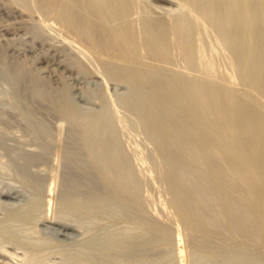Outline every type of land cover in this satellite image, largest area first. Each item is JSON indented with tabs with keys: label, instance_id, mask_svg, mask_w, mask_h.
<instances>
[{
	"label": "rangeland",
	"instance_id": "rangeland-1",
	"mask_svg": "<svg viewBox=\"0 0 264 264\" xmlns=\"http://www.w3.org/2000/svg\"><path fill=\"white\" fill-rule=\"evenodd\" d=\"M48 1L50 0H30V2L29 0L27 1L26 0H0V45L3 46V47L2 46L0 47L6 49L8 59H10L11 61L13 60L14 62L13 64V62L10 63L7 60L6 63H4V61L2 60V57L0 56L1 57L0 59L1 60L0 61V139H2L0 140V205L2 206V207L0 206V243H1L0 244V258H1L0 264H6L9 261L10 263H7V264H25L31 258L35 260L36 264H39L45 261H46L45 263L48 262V264L49 263L50 264L51 263L52 264H62V263L63 264H75V261H77L76 260V256H78L77 254H82V255H79L81 257H77V259L79 258L78 260L79 261L81 260L83 264H86L85 261L87 263L89 262L88 264H98V263L107 264L108 262L106 263L96 262L89 255L91 254L89 252L92 251L90 244L92 243V240L94 237L98 236L99 238L113 240L116 238H126V235H127V237L130 236L136 240V239H139L141 234L145 232H146V235L147 236L150 235V237L152 236V234L153 236L156 234L154 237L157 241L155 242L154 249L149 251L146 255L141 254V258H143L144 260L143 259L139 260L140 254H138V257L137 256L135 257L136 260H124V259L118 260L117 258H114L115 260L116 259L117 260L114 261V259H112L111 261H109L108 264H124V263L125 264L126 263L138 264L139 261H140L139 264L141 262L142 264H150V263L151 264H171V263L172 264H198V263L199 264H203V263L204 264H208V263L209 264H256L250 261L249 259L248 260L241 259L239 256L241 254L240 252H242L243 250L248 251L249 247L251 250H254V252L256 251L255 253L260 252V255H262L261 256L262 261L260 260V262H257V264H260V263L264 264V253H263L264 243L262 240H259L257 237H254L253 235L251 236V234H249L250 236H247L248 235L247 232H249L250 228L246 227V230L248 231L245 232L246 233L245 235L243 231L241 232L243 234L239 233V235H236L234 233V228L231 225H229V223L228 224L225 223L227 226L224 224H220L223 226L222 227L214 226L213 227L214 229L212 228L211 230H208L207 232V229L203 227L204 219L203 217L201 218V216L199 217V215L198 217H195L197 216L195 215L192 218L193 220L196 219L194 221L196 222V225H199L201 223L202 224L201 227L196 226L194 228L195 230L193 229L191 230L187 226L186 222L181 218L180 214L178 213L179 212L178 206L175 203L176 199L180 195L179 192H181V186L179 185L178 182H176V178L174 175L175 169H173L174 166L173 164H170L171 162L168 159L169 157L166 155L167 152L161 146L162 139L166 138L168 134H171L172 136L168 135L167 138H169L171 141L174 140L175 137L173 138V134H174L175 128L178 127L179 123H180L179 125H182V124L184 125V123L186 125H192V122L194 121L195 123L197 122L196 123L197 125L193 123L194 124L193 126H196V129H198V132L200 129L202 130V131L200 130L199 132L202 136L201 138L196 137L197 140L195 141L199 147L197 148V151L195 149V151L193 152L194 155L197 157V159L196 161L194 160V163L192 162V166H196L197 168L196 170V168L193 167V171L195 172L194 175L196 176L202 175L204 178L210 174L211 166L209 165L210 163H208L209 160L207 159L204 160L203 158L205 157L204 155L205 153H207L206 152L207 150L205 149L202 150L200 148L202 147L201 141L199 142L200 139L201 140L203 139L202 141L204 140L207 141L209 139L208 141H212L214 143L216 142V144L219 142L218 145L221 143L220 145L221 151L223 150V152H226V153L222 152L221 153L222 156L220 154L218 157L224 158L223 156L224 155L226 156V154L228 153L227 157H225L227 160L225 159V161H226V166L228 167L229 165L230 167L229 170L231 171V168L238 161V158L241 156L240 155L238 157L239 155L238 153H240V151L238 150L234 151V147L236 146L239 147L238 140L239 139L241 140V136H245V138L247 139L243 137L242 138L247 140L248 142L249 141L251 142L252 140L255 141L256 139L260 138V137L256 138L257 135H259V131L256 128H252L251 129L252 131L248 130L249 131L248 132L247 130L244 129L243 125L242 127L239 126V128L241 127V129L243 128L245 131H247V134L251 133L249 135H245L244 134L245 131L242 132L243 129L242 130L238 129L237 124L239 123L237 122H238V119H240L239 122L242 120L241 121V124H242V122L245 120L244 117L247 118L250 115L249 113H251L252 111H253L252 112L253 114L251 113V115H254V112L257 110H258L257 114L260 115L262 118L259 117L258 115L253 116L254 118L256 117V119H254V122L255 120L257 122L258 117L261 118L260 119L261 121L264 118L263 116L264 115V87H263L264 86L263 85L264 84V75H263L264 74V51H263L264 46H262L263 48L261 47L262 44L264 45V0H259V1L250 0V2L249 0L246 1L245 9L247 13L248 14H251L252 12L253 13L249 15V17L248 16L245 17V15H247V13L245 12L246 14L244 16L242 15L240 16L242 17V19L243 17H245V19L243 20L242 19L240 20V17H239V15L241 14L239 10L241 9L239 7L236 8L237 3L239 2H236L235 0H228V2H225L226 0H203V1L202 0H192L193 2L192 1L187 2L188 0H186V2H184L185 0H135V7L132 13L130 14L129 18L132 21L135 29H140V30H136L139 39H143V36L145 34L149 36L148 32H145L144 34L143 32L144 30H141L142 20H144L145 18H152V19L162 18L169 23V26H171L172 33L171 32L169 33L170 34L169 41L172 43L168 42L167 44L168 47L167 46L165 47L166 48L165 50H167L170 44V48H169L170 50L168 49L167 51L169 56L164 51L166 53L164 54V57L167 56L166 58L162 56L163 54H161V57L163 58H159L160 53H161V52L159 53V51L162 50L163 52L164 50L163 48L159 49L158 53H156L157 51H155V53L153 54V52H151L152 51L151 47L146 48L142 45L140 48V52H138L139 54H136L138 56L136 57L135 54L133 55V59L135 60L136 64L133 62L132 58H130L132 62L131 61H127V62L125 61L126 63L123 62V64L125 63L127 64V66L129 65L127 68H125L126 65L121 66L119 64L121 63V61H119L117 57H114L111 54L108 55L106 53L103 55H98V54H95V52L90 51V50L88 52V49L84 46L82 41H80V39L77 36H75L76 34L73 32V30L63 22L61 13L57 9V7L54 4H49ZM212 2L214 5L211 4ZM201 3L203 4V6L201 5ZM208 3H210L211 6L216 5V8L213 6L212 8H210ZM225 3L228 6L230 5V7H228ZM37 4L38 5L40 4V5L38 6ZM224 5L225 7H223ZM201 6L203 7V9ZM234 7L236 9H234ZM248 8H250L252 11H250V9ZM203 14L204 16H202ZM209 16H211L212 19ZM178 17L179 18L181 17L183 20L181 18H180L181 20H179ZM188 17L191 18L192 21L189 20ZM228 19L230 20L228 21ZM188 21H191V23ZM209 21L210 23H213L215 26L213 24L211 25ZM177 22H183L186 24V27L187 25L189 27L188 28L189 29L188 44L190 46V49L192 50L190 51L191 55H187V53H185L184 51L186 49L185 48L186 45L184 44H187V43L185 42L183 43V41L178 38V34L174 33V25ZM241 28L244 32L242 30H241L242 32L240 31ZM240 32H241V35H240ZM254 32L255 33L259 32L260 34H257V35L258 36L260 35V37L255 36L256 34ZM261 37L263 38L261 39ZM258 38L261 39L260 41L263 43H261L258 40ZM236 39H238L239 41ZM178 40H180V43H178L179 42ZM182 43L183 45H181ZM81 46L86 48L87 50L84 48L82 49ZM155 54L156 56L158 54L157 56L158 58H156ZM75 56L76 58H74ZM189 56L190 57L193 56V57L190 58ZM257 58H259L260 61L256 60ZM108 59H110L109 62L107 61ZM171 59H173V61ZM111 60L113 64L110 63ZM117 61L119 62L118 64H117ZM258 61L262 64V69L261 68L257 69L258 71H260L259 74H257L258 71H256V68L258 67L256 63L259 64ZM107 62L110 64H108ZM186 62L188 63L189 66H187ZM15 63H17V66H20L18 67L19 69H17L18 71L16 72L14 71ZM254 63L256 67H254ZM137 64H138V67L139 66L141 67V68H138L140 70H145V69L150 70L149 71L150 74L148 75V77L146 76V74L149 73L147 71L148 73L145 74L146 77L143 75L144 73H141V75H143L145 78L142 76L143 78H140L137 81H132V80L128 81V79H124L120 73L113 74V73H110L108 70L110 69L108 68V65L109 67L119 65L118 67L121 66V68H124V69L129 68L131 70V69L136 68L135 66ZM147 64H149V66ZM6 66L8 67L10 66L9 68L10 69L12 68L11 70H13L14 72L13 71L11 72L9 70L6 71L8 68ZM157 66H161V67H157ZM198 66L199 68L200 67L204 68V70L200 71L202 69L201 68L197 69ZM148 67L152 68L153 70L149 69ZM249 67L252 69H250ZM3 70H5L8 73H6ZM109 74L111 78L109 77ZM119 74L122 77H120ZM166 74H168V76H165ZM13 75H14V78L17 80H15L12 77ZM175 79H179L183 83L178 81L179 83L178 85L176 84L177 82L174 84L173 82L175 81ZM185 79H187L188 81ZM200 80L201 82H199ZM255 81L256 82L258 81L260 83L258 82L256 83ZM170 83H173L174 85ZM18 85H20L23 88L22 94L24 96L22 95L23 97L21 99H19L17 96V90H18V87H20ZM189 86L191 87V89H193V91L192 90L190 91ZM207 91L209 93H207ZM198 92H200V94ZM30 93L32 94L34 93L33 95H34L35 100L33 99V95ZM102 93L104 94L102 95ZM227 93L229 95H232L231 99L234 98L233 101L231 100V102H233L231 104L232 109L230 108L231 106H229L230 105L229 103L231 102L229 101L228 103V100L226 101L224 100L223 102L220 101L221 103L219 102V106L216 105L217 100L214 101L215 98L217 97H218V101L223 100L224 99L223 95H226ZM188 94L189 95L191 94V95L188 96ZM198 94L200 96L203 95L205 97L204 99L206 100L204 101L207 104H205L204 102H201L202 100L200 101L199 98H201L202 96L200 97ZM221 95L223 98L221 97ZM168 96H172L173 100L169 101L171 98H168ZM107 97H108V100H107ZM208 97H210L211 99L213 98V99L209 101L208 99L210 98ZM219 97H221L222 99H220ZM27 98H28L29 103L27 101ZM41 100L43 101V103H45L46 105L48 104V105L46 106V105H43V103H40L42 102ZM195 101L197 102V105ZM199 102L204 103V104L201 105V103ZM225 102L229 105L225 104ZM212 103H216V104H213V106L216 105L214 108H217V109L220 108V109L217 110V109L212 108L216 110V112L213 111L210 106L212 105ZM222 103H224V105ZM192 104L193 105L195 104L196 106H198V108L196 106H192ZM123 105L125 107H123ZM199 105L201 106L199 107ZM204 105L206 107H204ZM207 105L210 108H208ZM44 106H46V108ZM195 108L198 110H196ZM28 109L32 110V112L28 113ZM36 109H39V110H36ZM228 109L229 110L231 109V110L229 111ZM200 111H203V112L200 113ZM228 111L229 113L233 112L234 115H232V113L230 115ZM31 113L35 116H32ZM215 113H218L217 115L219 116V118L218 116L215 115ZM236 113L237 114L239 113V115H237L238 117L235 115ZM85 114L86 116H98V115L104 116V120L106 122L105 121H104L105 123L103 122L102 124L103 126H100L98 124L99 126L98 128L102 127L99 131L100 133H104L107 131V129L109 128L107 124H109V122L114 127L113 129L115 130V132L113 133L115 134V136L114 138L110 139L111 135H108L110 137V138L108 137V142L110 144H113L116 141V139L117 141L120 140L119 145L121 149V154L123 153L122 163L124 166L125 165L129 166L131 172H133V176L135 177V180L138 182L139 193L141 194V197L143 198V200H141L140 194H139V197H140V201H141L144 211L142 212L131 211L130 213L124 214V215L99 214V215H95L89 221L88 224L92 223L91 226L87 225V223L84 224L83 226L84 228L87 226L85 229L83 227H82L83 229L81 227L80 228L78 227L74 230V232L59 231L47 225L44 220L47 217H51V218L56 219L58 222H60L59 220L60 214L58 216V213L59 211L62 210L61 208H63L62 207L63 204H60L62 203L61 202L62 200L60 199H62V190H63L62 189L63 188L62 187V177L64 175V172L68 169L67 167H69L67 149L70 144V140L72 136L71 134H73L76 129V125L72 121L74 120V118H70V116L74 115V116H81V117L84 116L85 117ZM188 115H190V118H188L189 117ZM129 116L130 118H128ZM220 116H222V120L220 119L221 118ZM225 116H228V117H225ZM216 117H217V120H216ZM241 117L243 118L241 119ZM234 118L235 119L237 118L236 122ZM167 119H170V122H168ZM226 119L228 122L226 121ZM38 120L47 122L48 125L51 127V137L50 139H48V141L50 142L49 143L50 151L51 150L53 151V152L51 151L52 152L51 154L49 150L47 151V153H42L44 150L43 149L44 146L42 144H44L43 142L45 141L39 138L37 134H35L36 132H35L34 124ZM131 121L133 123H131ZM209 121L211 124L209 123ZM233 121L235 122L234 124L235 126L230 125L231 123L233 124ZM105 124L107 126H104ZM158 124L162 126H159ZM213 124L216 126H214ZM218 124L219 126H221L222 124H225L224 126H226L227 124L229 125L228 127L232 131L228 130V133L226 132L225 133L226 136H225L224 133H222L221 131L219 132V130H221L222 127H219ZM171 126H173V129ZM73 128H74V131H73ZM216 128H219V129H216ZM156 129L159 130L158 131L159 133L156 131ZM253 129H255V132L257 131L256 133L258 134L253 132ZM2 131L3 133H1ZM164 132L166 133L164 134ZM255 134H256V137L254 136ZM250 135H252V137ZM60 136L61 138H59ZM215 136L218 139H216ZM246 136H249L250 138ZM59 139L61 140V142H59ZM2 141H6V144L8 146L6 147V145L4 144L5 142L3 143ZM176 141L177 142H173V143L171 142V144H173L174 146L173 151L177 153H181L182 152L181 140L176 139ZM223 143L226 144L227 146H225ZM231 143L232 145L235 144L234 147H232V145H229ZM228 146L230 148H228ZM259 146L260 144L257 145V147ZM9 147L11 148V150ZM58 147H60V149ZM231 147L233 149L230 151H233L234 153H230L229 149H231ZM257 147L255 146L254 148L256 149ZM226 148L228 149L229 152L227 151ZM254 148L251 149L253 150L252 153L254 154L250 153L251 151L249 150H247L249 151V153L247 151L245 153L242 152V154L246 155L244 156L246 157L245 159L250 160L252 159L251 157L253 155L255 159L258 158V155L260 152L257 149L259 150L261 149L260 147L256 149V151H258V152L255 151L256 153H258L256 157ZM198 150L200 152H198ZM18 151L19 153H21L22 151L35 153L38 155V158L35 162H26L25 160H22L21 155H18L19 154ZM262 152H264L263 149H262ZM262 152L260 153V156L262 155L263 157ZM85 153L87 154V151L84 150V155L86 156ZM215 153L219 154V152H215ZM215 153L212 152L211 154L208 151L206 156L207 158H210V159L217 158V155ZM235 153H237L238 155L235 156L236 155ZM39 154H42V157H41L42 160L39 159ZM162 154L163 155L165 154L164 155L165 157H163ZM200 154L202 155L200 156ZM247 154H251L252 156L247 155ZM249 156H250V159H249ZM86 157H89L88 154ZM164 158L168 160H165ZM242 158L243 157H241V159ZM198 160H199V163L201 162V160L204 163L206 161L207 162L205 163V165L202 164L203 163L202 162L201 163L202 167H201L200 166L201 164L197 162ZM233 161L234 162L236 161V162L232 164ZM240 161H238L239 164H240ZM238 162L234 165V167L236 165L238 166ZM196 163L198 164L196 165ZM241 164H242V161H241ZM243 166L241 167L245 168ZM44 169L47 171H45ZM17 171L19 172L17 173ZM134 172H136L137 174H135ZM168 172L170 173L168 174ZM29 173L30 174L32 173V174L29 175ZM197 173H200V174H197ZM36 174L37 175L41 174L45 176V181L40 191L33 180V176ZM25 175L28 177H26ZM167 178H170V179H167ZM259 179L254 178V180L257 183V185L255 184L257 187L259 186V184H261L264 181L263 180L264 178L263 179L259 178ZM55 180L57 181V184ZM234 180L236 181V182L234 181L235 184L237 183L236 185H240V182H241L240 178H235ZM58 181L60 182V184ZM172 185H174V187H172ZM259 187L261 189V192L259 193L261 195L262 194L264 195V192H262L264 191V186L261 184ZM222 191L223 190H221L220 195ZM1 194H3L2 197H1ZM222 194L223 195H221V198L222 197L223 198L221 200L223 201V203L222 201L221 203L222 204L225 203L226 205H228L231 202L232 199L230 200V198L232 197L227 195L225 192ZM260 194L259 196L257 195L258 197L255 196L252 199L253 204L260 205V202L263 201L264 197L262 196L263 198L261 197L262 198L261 199ZM259 198L261 199V201L259 200ZM178 199H180V197ZM193 201L195 203V200ZM7 208L8 209L10 208V209L8 210ZM145 211L147 214L145 213ZM18 214H20L21 216ZM143 215L145 217H140ZM61 216L65 217L67 215H65V213H61ZM254 216H257V215H254ZM145 218H148V219H145ZM153 220L156 224L160 223L158 224L160 225V227L156 226ZM197 221L199 222V224L197 223ZM149 222L153 223L154 225L148 224ZM114 224L115 225L119 224V225L115 227ZM125 226L127 227V229L128 228L129 229L127 230L128 233L126 231L124 235V232H122V230L126 229ZM132 226L135 230H132L133 229ZM29 228H32V229H29ZM152 228L157 230L159 233L154 232L153 231L154 229L152 230ZM33 229L36 232H34ZM87 229H90V231H88ZM158 229L162 230L161 231L162 233H160ZM23 230H27L25 231L26 233ZM166 230L173 233V235L171 234L173 237L170 235V232L168 231H167L168 232L167 234V232H165ZM103 231L104 233H102ZM27 232H31L32 236H30L31 234L28 236L29 233L27 234ZM163 233L167 236L163 235ZM118 234L119 236H117ZM23 237L24 239H28L30 243L24 240ZM157 238L161 239L160 242ZM178 238L181 240H179ZM162 240L164 243L161 242ZM176 240H178V243H176ZM257 240H259L260 242L259 241L257 242ZM39 241H41L42 244ZM140 241H144L143 238H141ZM252 241H255L256 243ZM43 243L45 245H43ZM164 245L165 246L170 245L171 248L169 246L165 247ZM26 246L28 247V249ZM61 246H64V247H61ZM66 246L68 247L65 248ZM80 246L81 248H79V250H76V248ZM83 246H86V247L88 246V247L85 248ZM224 247L225 248L227 247L226 253L228 254L230 252L231 253V254L229 253L230 255L229 254L227 255L224 253H222L223 254L222 255V254L217 253L220 250V248L225 249ZM49 248L52 250H50ZM163 248L168 251H165V250L162 251ZM176 248L183 249V253L179 252L180 250L177 251ZM216 248L219 250H216ZM233 248H235L236 250H233ZM170 249L171 250L173 249L175 253V257H172V258L170 257V259L168 258L166 259L165 255L167 256L171 252ZM237 249L240 252L237 251ZM262 249H263V252H262ZM18 250H20L21 252H23V250H26V252L24 251L23 253H21ZM83 250H86L87 252ZM251 250H249L248 252L253 253ZM235 251L237 255L232 256V254H236ZM63 252L65 254L64 257L62 255ZM76 252H80V253L76 254ZM163 252L165 253V255ZM12 253L16 256H13ZM32 253H34V255ZM37 253L40 255H38ZM158 253L160 254L162 253V257L154 256ZM193 253H197V254L195 255ZM35 254H37L39 257H37V255ZM73 254H76V255L72 256ZM86 254H88L90 257H88ZM44 255H46L48 258L46 257L45 259ZM172 255L173 254H171V256ZM179 255L183 257V261L180 258H178ZM32 256H34V258ZM69 256H71L72 259ZM194 256H198V259H200V261L196 260L197 258ZM237 256L238 258H236ZM19 257L21 259L20 261H18ZM51 257H54V260H53L54 263L51 261V259H53ZM65 257L67 258L65 259ZM22 258H24L25 260L24 259L22 260ZM79 261H77L76 264ZM81 263H78V264H81Z\"/></svg>",
	"mask_w": 264,
	"mask_h": 264
},
{
	"label": "bare ground",
	"instance_id": "bare-ground-1",
	"mask_svg": "<svg viewBox=\"0 0 264 264\" xmlns=\"http://www.w3.org/2000/svg\"><path fill=\"white\" fill-rule=\"evenodd\" d=\"M27 1V0H26ZM189 1H192V0H188L187 2H189ZM203 1V0H202ZM236 2H239V3H237V6H236V8L237 7H239L241 10H239L240 12H241V14L240 13H238V14H240L239 15V17L242 15V16H244L246 13H247V11H246V9H245V2L246 1H248V0H235ZM234 1V2H235ZM259 1V0H258ZM29 2H30V0H29ZM49 2V4H54L56 7H57V9L59 10V12L61 13V17H62V19H63V22L66 24V25H68L72 30H73V32L76 34L75 36H77L79 39H80V41H82V43L84 44V46L88 49V52H89V50L90 51H93V52H95V54H98V55H103V54H111V55H113L114 57H117L118 59H119V61H121V63H119L118 61H117V64L119 63L121 66H124V65H126V67L125 68H127L128 66H127V64H125L127 61H131V59L130 58H132V60H133V62L135 63V60L133 59V55L135 54H139L138 52H140V48H141V46L143 45L144 47H146V48H152V51L151 52H153V54L155 53V51H157L156 53H158V51H159V49H164L163 50V52H162V50H160L159 51V53H160V57L159 58H163L164 57V54H166L167 53V51H168V49L170 48V44H169V48L167 49V50H165L166 48V46H167V44H168V42L169 43H172V42H170L169 41V33L171 32L172 33V30H171V26H169V23L166 21V20H164V19H160V18H156V19H152V18H145L144 20H142V25H141V30H144L143 32H144V34H145V32H148V35L149 36H147V34H143L144 36H143V39H139V37H138V34H137V32H136V30H140V29H135V27H134V25H133V23H132V21L130 20V18H129V16H130V14L132 13V11H133V9H134V7H135V0H50V1H48ZM184 2H186V0L184 1ZM193 2V1H192ZM201 2V1H200ZM223 2V1H222ZM225 2H228V0H226ZM249 2H250V0H249ZM254 2V1H253ZM248 3V2H247ZM48 4V3H47ZM184 4H186V3H184ZM211 4H213V2L211 3ZM226 4V3H225ZM231 4V3H230ZM38 5V4H37ZM40 5V4H39ZM38 5V6H39ZM201 5L203 6V4L201 3ZM208 5H209V7L210 8H212V6L214 5H210V3H208ZM227 5V4H226ZM249 5V4H248ZM251 5V4H250ZM254 5V4H253ZM256 5V4H255ZM31 6V5H30ZM196 6V5H195ZM201 6V7H202ZM222 6V5H221ZM228 6V5H227ZM41 7V6H40ZM186 7V6H185ZM208 7V6H207ZM206 7V8H207ZM213 7H215L216 8V5L215 6H213ZM223 7H225V5L223 6ZM228 7H230V5L228 6ZM48 8V7H47ZM49 8H51V7H49ZM214 8V9H215ZM235 7H234V9H236ZM198 9V8H197ZM202 9H203V7H202ZM220 9V8H219ZM229 9V8H228ZM233 9V10H234ZM248 9H250V8H248ZM247 9V10H248ZM254 9H255V7H254ZM257 9V8H256ZM209 10V9H208ZM230 10V9H229ZM215 11V10H214ZM235 11V10H234ZM250 11H252L251 9H250ZM249 11V12H250ZM210 12H211V10H210ZM213 12V11H212ZM229 12V11H228ZM246 12V13H245ZM182 13V12H181ZM216 13V12H215ZM253 13V12H252ZM251 13V14H252ZM257 13V12H256ZM260 13V12H259ZM251 14H248L247 13V15H245V17L246 16H248L249 17V15H251ZM22 15V14H21ZM188 15V14H187ZM186 15V16H187ZM227 15V14H226ZM229 15H230V13H229ZM20 16V15H19ZM183 16V15H182ZM185 16V15H184ZM189 16V15H188ZM202 16H204V14L202 15ZM13 17V16H12ZM190 17V16H189ZM188 17V18H189ZM206 17V16H205ZM210 18H211V16H209ZM245 17H243V19H245ZM179 18V17H178ZM181 18V17H180ZM179 18V20H181ZM184 18V17H183ZM187 18V19H188ZM208 18V17H207ZM209 18V19H210ZM229 18V17H228ZM251 18V17H250ZM258 18V17H257ZM21 19H22V17H21ZM59 19V18H58ZM212 19V18H211ZM242 19V17H240V20ZM242 19V20H243ZM247 19V18H246ZM183 20V19H182ZM189 20H191V18H189ZM225 20V19H224ZM230 19H228V21H229ZM255 20V19H254ZM260 20V19H259ZM29 21V20H28ZM192 21V20H191ZM191 21H188V22H190L191 23ZM245 21V20H244ZM236 22V21H235ZM238 22V21H237ZM61 23H62V21H61ZM111 24V25H109V24ZM193 23V22H192ZM209 23H210V21H209ZM234 23V22H233ZM240 23V22H239ZM238 23V24H239ZM26 24V23H25ZM138 24V23H137ZM211 25L213 24V23H210ZM227 24V23H226ZM229 24V23H228ZM241 24V23H240ZM214 25V24H213ZM235 25H237V24H235ZM242 25V24H241ZM192 26V25H191ZM215 26V25H214ZM222 26V25H221ZM226 26V25H225ZM228 26V25H227ZM234 26V25H233ZM244 26V25H243ZM189 27H188V25H187V27H186V24L185 23H183V22H177L175 25H174V33L175 34H178V38L180 39V40H182L183 41V43L185 42V43H187V44H184V45H186V49L184 50L185 51V53H187V55H191L190 53V51H192L191 49H190V46H189V44H188V38H189V29H188ZM217 28V27H216ZM225 28V27H224ZM224 28H223V30H224ZM227 29V28H226ZM245 29V28H244ZM222 30V31H223ZM229 30V29H228ZM242 30V28L240 29V31ZM191 31V30H190ZM199 31V30H198ZM243 31V30H242ZM241 31V32H242ZM139 32V31H138ZM142 32V33H143ZM241 32H240V35H241ZM244 32V31H243ZM252 33H253V31H252ZM251 33V34H252ZM255 33V32H254ZM174 34V35H175ZM229 34V33H228ZM256 35L255 36H257V37H260V35L258 36L257 34H260L259 32L257 33H255ZM232 35H234V34H232ZM235 35H237V34H235ZM262 35V34H261ZM220 36V35H219ZM144 37H145V39H144ZM73 38V37H72ZM175 38H176V36H175ZM228 38V37H227ZM263 37H261V39H262ZM74 39V38H73ZM198 39V38H197ZM242 39V38H241ZM261 39H259L258 38V40L260 41ZM177 40V39H176ZM180 40H178L179 42L178 43H180ZM236 40H238V39H236ZM75 41V40H74ZM234 41V40H233ZM239 41V40H238ZM261 42V41H260ZM81 43V44H82ZM183 43L181 44V45H183ZM237 43H239V42H237ZM258 43V42H257ZM261 43H263V42H261ZM4 45V44H3ZM188 45V46H187ZM242 45V44H241ZM0 46H2V45H0ZM76 46H77V44H76ZM78 46H80V45H78ZM246 46V45H245ZM262 46H264L263 44L261 45V47ZM3 47V46H2ZM82 47V46H81ZM168 47V46H167ZM235 47V46H234ZM248 47V46H247ZM256 47V46H255ZM1 48V47H0ZM84 47H82V49H83ZM86 48H84V49H86ZM236 48H237V46H236ZM246 48V47H245ZM263 48V47H262ZM86 49V50H87ZM176 49V48H175ZM184 49V48H183ZM242 49V48H241ZM247 49V48H246ZM264 49V48H263ZM1 50V52H0V56L2 57V60L4 61V63H6V61L8 60L10 63H12L13 62V60L11 61L10 59H8V56H7V53H6V49L5 48H1L0 49ZM81 50V49H80ZM85 50V51H86ZM149 50V49H148ZM170 50V49H169ZM235 50H237V49H235ZM150 51V50H149ZM166 53H165V52ZM176 51V50H175ZM200 51V50H199ZM264 51V50H263ZM87 52V51H86ZM85 52V53H86ZM93 52H91V53H93ZM148 52V51H147ZM150 52V53H151ZM239 52V51H238ZM141 54V53H140ZM161 54H163L162 56L163 57H161ZM179 54V53H178ZM197 54V53H196ZM199 54V53H198ZM263 54V53H262ZM167 55L169 56V54L167 53ZM95 56V55H94ZM107 56V55H106ZM138 55H136V57H137ZM155 56H156V54H155ZM157 56H158V54H157ZM156 56V58H158ZM194 56V55H193ZM192 56V57H193ZM1 57H0V59H1ZM83 57V56H82ZM87 57V56H86ZM108 57V56H107ZM167 57V56H166ZM166 57H164V58H166ZM190 57V56H189ZM192 57H190V58H192ZM205 57V56H204ZM244 57V56H243ZM74 58H76V56L74 57ZM195 58V57H194ZM252 58V57H251ZM254 58H256V57H254ZM79 59H81V58H79ZM95 59H96V57H95ZM103 59H105V58H103ZM116 59V58H115ZM114 59V60H115ZM130 59V60H129ZM183 59H185V58H183ZM196 59V58H195ZM77 60V59H76ZM109 60L110 59H108L107 61L109 62ZM113 60V61H114ZM136 60H138V59H136ZM172 61H173V59H171ZM175 60V59H174ZM180 60H181V58H180ZM185 60H187V59H185ZM256 60H259V58H257ZM255 60V61H256ZM1 61V60H0ZM81 61V60H80ZM126 61V62H125ZM196 61H198V60H196ZM260 61V60H259ZM258 61V62H259ZM79 62V61H78ZM82 62V61H81ZM84 62V61H83ZM107 62V63H108ZM123 62H125L124 64H123ZM132 62V61H131ZM140 62H142V61H140ZM181 62V61H180ZM257 62V61H256ZM75 63V62H74ZM103 63V62H102ZM110 63H112V60L110 61ZM110 63H108V64H110ZM160 63V62H159ZM210 63V62H209ZM13 64H14V62H13ZM77 64V63H76ZM79 64V63H78ZM82 64H84V63H82ZM94 64V63H93ZM113 64V63H112ZM136 64V63H135ZM144 64V63H143ZM177 64V63H176ZM186 64H187V66H189L188 65V63L186 62ZM257 65H258V67L256 68V71H258L257 69L259 68H261L262 69V64L259 62V64L258 63H256ZM261 64V65H260ZM75 65V64H74ZM80 65V64H79ZM133 65V64H132ZM148 66H149V64H147ZM81 66V65H80ZM83 66V65H82ZM87 66V65H86ZM119 66V65H118ZM118 66H111V67H109V65H108V68H110V69H108L109 70V72L110 73H113V74H118V73H120L122 76H123V78L124 79H128V81L129 80H132V81H137V80H139L140 78H143L144 76H145V74L146 73H148L150 70H140V69H138V68H141L140 66L138 67V64L135 66L136 68H134V69H129V71H128V69H124V68H121V66L120 67H118ZM131 66V65H130ZM143 66V65H142ZM145 66V65H144ZM261 66V67H260ZM6 67H8V66H6ZM10 67V66H9ZM8 67V68H9ZM18 67H20V66H17V63H15V65H14V71L16 72V71H18L17 69H19ZM107 67V66H106ZM157 67H161V66H157ZM210 67V66H209ZM254 67H256L255 66V63H254ZM4 68V67H3ZM7 68V70L6 71H13V70H11L10 68L8 69ZM89 68V67H88ZM149 68V67H148ZM172 68V67H171ZM201 68V67H200ZM199 68V66L197 67V69H200ZM246 68V67H245ZM250 68V67H249ZM81 69H83V68H81ZM95 69V68H94ZM136 69H138V70H136ZM149 69H152V68H149ZM196 69V68H195ZM202 70H200V71H203L204 70V68H201ZM250 69H252V68H250ZM107 70V69H106ZM153 70V69H152ZM3 71H5V70H3ZM5 71V72H6ZM13 71V72H14ZM140 71V72H139ZM148 71V72H147ZM156 71V70H155ZM177 71H178V69H177ZM249 71V70H248ZM255 71V72H256ZM107 72V71H106ZM158 72V71H157ZM206 72V71H205ZM255 72H254V74H255ZM259 72L260 71H258L257 72V74H259ZM6 73H8V72H6ZM10 73V72H9ZM141 73H144L143 75H141ZM151 73H152V71H151ZM195 73V72H194ZM207 73V72H206ZM108 74V73H107ZM119 74V75H120ZM150 74V72L148 73V74H146V76L148 77V75ZM162 74V73H161ZM164 74V73H163ZM175 74V73H174ZM201 74V73H200ZM213 74H215V73H213ZM218 74V73H217ZM235 74V73H234ZM256 74V75H257ZM118 75V76H119ZM120 75V77H122ZM176 75V74H175ZM251 75V74H250ZM264 75V74H263ZM16 76V75H15ZM108 76V75H107ZM143 76V77H142ZM145 76V77H146ZM165 76H168V74H166ZM196 76V75H195ZM198 76V75H197ZM13 78H14V75L12 76ZM11 77V78H12ZM109 77H110V74H109ZM144 77V78H145ZM156 77H158V76H156ZM209 77V76H208ZM248 77V76H247ZM252 77V76H251ZM255 77V76H254ZM12 78V79H13ZM27 78H29V77H27ZM111 78V77H110ZM151 78V77H150ZM195 78V77H194ZM259 78V77H258ZM15 79V78H14ZM20 79V78H19ZM108 79V78H107ZM113 79V78H112ZM153 79V78H152ZM193 79V78H192ZM203 79H205V78H203ZM15 80H17V79H15ZM150 80V79H149ZM183 80V79H182ZM185 80H187V79H185ZM13 81V80H12ZM168 81V80H167ZM178 81L179 82H182L181 80H179V79H175V81L173 82L174 84L176 83L177 85L179 84L178 83ZM188 81V80H187ZM191 81V80H190ZM189 81V82H190ZM204 81V80H203ZM21 82V81H20ZM199 82H201V80L199 81ZM253 82V81H252ZM256 82V81H255ZM258 82V81H257ZM256 82V83H257ZM15 83V82H14ZM18 83V82H17ZM27 83V82H26ZM160 83V82H159ZM173 83H170V84H173ZM183 83V82H182ZM186 83V82H185ZM184 83V84H185ZM188 83V82H187ZM196 83V82H195ZM258 83H260V82H258ZM16 84V83H15ZM161 84V83H160ZM173 84V85H174ZM200 84V83H199ZM206 84V83H205ZM20 85H21V83H20ZM20 85H18V86H20ZM140 85V84H139ZM168 85V84H167ZM215 85V84H214ZM264 85V84H263ZM16 86V85H15ZM24 86V85H23ZM192 86H193V84H192ZM218 86V85H217ZM258 86V85H257ZM185 87H187V86H185ZM190 87V86H189ZM202 87V86H201ZM264 87V86H263ZM189 89V88H188ZM263 89V88H262ZM16 90V89H15ZM22 90H23V88L20 86V87H18V90H17V96H18V98L19 99H21L24 95L22 94ZM25 90V89H24ZM170 90V89H169ZM193 91V89H191V87H190V91ZM203 90V89H202ZM201 90V91H202ZM30 91V90H29ZM28 91V92H29ZM28 92H27V94H28ZM31 92V91H30ZM175 92V91H174ZM188 92H189V90H188ZM195 92V91H194ZM213 92V91H212ZM261 92V91H260ZM199 94H200V92H198ZM207 93H209L208 91H207ZM219 93V92H218ZM30 94H32V93H30ZM34 94V93H33ZM32 94V95H33ZM48 94V93H47ZM104 93H102V95H103ZM198 94V95H199ZM203 94V93H202ZM224 94V93H223ZM23 95V96H22ZM182 95V94H181ZM185 95V94H184ZM187 95V94H186ZM191 95V94H190ZM189 94H188V96H190ZM195 95V94H194ZM204 95V94H203ZM203 95H199L201 98H199L200 99V101L201 102H204L205 103V101L204 100H206V99H204L205 97L203 96ZM206 95V94H205ZM213 95V94H212ZM36 96V95H35ZM49 96V95H48ZM107 96V95H106ZM196 96H197V94H196ZM198 96V97H199ZM214 96V95H213ZM212 96V97H213ZM217 96V95H216ZM220 96V95H219ZM30 97H31V95H30ZM184 97V96H183ZM197 97V98H198ZM221 97H222V95H221ZM221 97H219L220 99H222L223 97H224V99L223 100H219L218 101V97L217 98H215V100L214 101H216V103H212V105H210L211 106V109L212 108H214L216 105H218L219 106V102L221 101V102H223L224 100L226 101V100H228V103H229V101L231 102V100L233 101L234 100V98L233 99H231L232 98V95H229L228 93L226 94V95H223V97L221 98ZM254 97V96H253ZM38 98V97H37ZM36 98V99H37ZM149 98V97H148ZM168 98H171L169 101H171V100H173L172 98V96H168ZM193 98V97H192ZM207 98V97H206ZM208 98H210V97H208ZM236 98V97H235ZM33 99L35 100V98H34V95H33ZM166 99V98H165ZM183 99V98H182ZM189 99H191V98H189ZM189 99H188V101H189ZM196 99V98H195ZM213 99V98H212ZM211 98L210 99H208L209 101H211L212 100ZM30 100V99H29ZM107 100H108V97H107ZM193 100V99H192ZM238 100V99H237ZM27 101H28V98H27ZM39 101V100H38ZM42 101V100H41ZM49 101V100H48ZM163 101V100H162ZM183 101V100H182ZM186 101H187V99H186ZM197 101H199V100H197ZM31 102V101H30ZM122 102V101H121ZM147 102V101H146ZM161 102V101H160ZM166 102V101H165ZM193 102V101H192ZM196 102V101H195ZM201 102H199V103H201ZM213 102V101H212ZM220 102V103H221ZM17 103V102H16ZM26 103V102H25ZM28 103H29V101H28ZM40 103H43V101L42 102H40ZM144 103V102H143ZM142 103V104H143ZM167 103V102H166ZM171 103V102H170ZM183 103V102H182ZM204 103H201V105L202 104H204ZM233 102H231V103H229V104H227L226 102H225V104H227V105H229V106H231L230 108L232 109V104ZM13 104V103H12ZM146 104V103H145ZM151 104V103H150ZM162 104V103H161ZM205 104H207V103H205ZM213 104H216L215 106H213ZM223 105H224V103H222ZM43 105H46L45 103H43ZM48 105V104H47ZM46 105V106H47ZM58 105V104H57ZM167 105V104H166ZM187 105V104H186ZM191 105V104H190ZM196 105H197V102H196ZM195 104L193 105L192 104V106H196ZM201 105H199V107L201 106ZM236 105V104H235ZM16 106V105H15ZM30 106V105H29ZM35 106V105H34ZM33 106V107H34ZM46 106H44L45 108H46ZM213 106V107H212ZM217 106V107H218ZM32 107V106H31ZM36 107V106H35ZM43 107V106H42ZM123 107H125L124 105H123ZM187 107V106H186ZM197 108H198V106H196ZM204 107H206L205 105H204ZM207 107L208 108H210L208 105H207ZM223 107H225V106H223ZM222 107V108H223ZM44 108V109H45ZM182 108V107H181ZM184 108V107H183ZM188 108V107H187ZM190 108V107H189ZM194 108V107H193ZM245 108V107H244ZM67 109H69V108H67ZM156 109V108H155ZM174 109V108H173ZM196 109V108H195ZM200 109V108H199ZM210 109V110H211ZM214 109H217V108H214ZM214 109H212L213 111H215L216 112V110H214ZM218 109H220V108H218ZM217 109V110H218ZM230 109V110H231ZM2 110V109H1ZM36 110H39V109H36ZM110 110V109H109ZM157 110V109H156ZM187 110V109H186ZM196 110H198V109H196ZM201 110V109H200ZM225 110V109H224ZM229 110V109H228ZM229 110V111H230ZM256 110V109H255ZM49 111H51V110H49ZM138 111V110H137ZM149 111V110H148ZM158 111V110H157ZM161 111H162V109H161ZM164 111H166V110H164ZM163 111V112H164ZM188 111V110H187ZM190 111H191V109H190ZM220 111V110H219ZM227 111V110H226ZM229 111H228V113H229ZM241 111V110H240ZM239 111V112H240ZM258 111V110H257ZM257 111H255L254 112V115H251V113L253 112H251V113H249L248 115V117L247 118H245L244 116V121L242 122V124H241V121L239 122V120L240 119H238V122L237 123H239V124H237L238 125V129H240V130H242L241 129V127H242V125H243V127H244V129L245 130H249V131H252L251 129L252 128H256L258 131H259V135H261V136H259V135H257V137H256V134H258V133H256L255 132V129H253V132H255L256 134L254 135L256 138H258V137H260L259 139H256L255 141H247V140H245V139H247V138H245V136H241V140L239 139H237L238 141V146L239 147H234V145H232V143L231 144H229V145H232V147H234V151L235 150H238V151H240V153H235L236 155L235 156H237L238 155V157L241 159V157H243L242 159H241V161H242V164H241V161H240V159L238 158V161H240V164H241V166H243V164H244V166L243 167H245V168H242L241 166H240V164H239V162H238V166L236 165L235 167H234V165L237 163L236 161V163L233 161V163L232 164H234L233 165V167L231 168V171L229 170V165H228V167L226 166V161H225V157H227V154H226V156L224 155L223 157L224 158H221V157H218L222 152H223V150L221 151V148H220V145H221V143L218 145V143L216 144V142L214 143V142H212V141H208L207 139V141H202L201 139L199 140V142L201 141V146L202 147H200L202 150H207L206 152L208 153V151L212 154V152L213 153H215V152H219V154H217V153H215L216 155H217V158H213V159H210V158H207V156H206V154L207 153H205V157H203L204 158V160H209L208 161V163H210L209 165L211 166V172H210V174L207 176V177H204L203 178V176L202 175H200V176H196V175H194V171H193V167H195L196 168V166H192V162L194 163V160L196 161V159H197V157L194 155V151H195V149H196V151H197V148L199 147L198 146V144L196 143V141L195 140H197V138H201V134L199 133L200 132V130H199V132H198V129H196V126H193L194 124H196L195 123V121L194 122H192V125H186L185 123H184V125L182 124V125H179L178 124V127H176L175 128V131H174V134H173V138L175 137L176 139H179V140H181V147H182V152L181 153H177V152H174L173 150V144H171V142L173 143V142H177L176 141V139L174 138V140H170L169 138H167L168 137V135H171V134H168L167 135V137L166 138H164V139H162V141H161V146H162V148L167 152H165L166 153V155L169 157H167L168 159H169V161L171 162L170 164H173V166H174V168L173 169H175L174 171V175H175V178H176V182H178L179 183V185L181 186V192H179L180 193V195H179V197H180V199H178L177 197V199H176V201H175V203L177 204V206H178V213L180 214V216H181V218L186 222V224H187V226L192 230H195L194 228L196 227V226H200L201 227V223L199 224V222L197 221V223L199 224V225H196V222H194L195 220H193V216H195V215H197V216H195V217H198V215H199V217L201 216V218L203 217V219H204V225H203V227L204 228H206L207 229V232H208V230H211L214 226H217V227H222L223 225H220V224H224V225H226V224H228L229 223V225H231L233 228H234V233L236 234V235H239V233H241L242 231L244 232V235L246 234L245 232H247L248 230H246V227L247 228H250V230H249V232H247V236H250L249 234H251V236L253 235L254 237H257L259 240H262L263 241V243H264V240H263V238H264V195L262 194H260L259 192H261V189H260V185L262 184L263 186H264V184H263V182L261 183V184H259V186L257 187L256 185H257V183H256V181L254 180V178L256 179H259V178H264V152H262V149L264 150V118L262 119V121L260 120L262 117L260 116V115H258L257 114ZM30 112H32V110H29L28 109V113H30ZM41 112V111H40ZM122 112V111H121ZM153 112V111H152ZM159 112V111H158ZM189 112V111H188ZM203 111H200V113H202ZM207 112H208V110H207ZM211 112V111H210ZM34 113V112H33ZM39 113V112H38ZM65 113V112H64ZM138 113V112H137ZM136 113V114H137ZM162 113V112H161ZM169 113V112H168ZM190 113V112H189ZM212 113V112H211ZM221 113H222V111H221ZM231 113H232V115H234V113L233 112H230L229 114L231 115ZM242 113V112H241ZM244 113V112H243ZM255 113H256V115H255ZM261 113V112H260ZM156 114H158V113H156ZM155 114V115H156ZM192 114V113H191ZM190 114V115H191ZM218 113H215V115L216 116H218L217 115ZM225 114V113H224ZM223 114V115H224ZM246 114V113H245ZM253 114V113H252ZM31 115L32 116H35V115H33L32 113H31ZM76 115V114H75ZM141 115V114H140ZM161 115V114H160ZM190 115H188L189 117L188 118H190ZM203 115V114H202ZM207 115V114H206ZM221 115V114H220ZM236 116L237 115H239V113L237 114H235ZM247 115V114H246ZM259 116V117H261V118H259L258 117V119H257V122H256V120H255V122H254V119H256V117L254 118L253 116ZM194 116V115H193ZM208 116V115H207ZM206 116V117H207ZM235 116V117H236ZM242 116V115H241ZM264 116V115H263ZM61 117V116H60ZM127 117V116H126ZM139 117V116H138ZM171 117V116H170ZM197 117H199V116H197ZM202 117V116H201ZM221 118V120H222V116H220ZM225 117H228V116H225ZM231 117V116H230ZM238 117V116H237ZM243 117H241V119L243 118ZM68 118V117H67ZM70 118H74V120H72L74 123H75V125H76V129H75V131H74V128H73V131H74V133L73 134H71L72 136H71V140H70V144H69V147H68V149H67V154H68V161H69V167H67L68 169L64 172V175H63V177H62V199H60V200H62L61 202L62 203H60V204H63V208H61L60 210L61 211H59V213H58V216H59V214H60V216H59V220H60V222H58L56 219H54V218H51V217H47L44 221H45V223L47 224V225H49V226H51L53 229H55V230H59V231H66V232H69V231H71V232H74V230L76 229V228H82L83 226H84V224H86L87 223V225H90L91 226V224H88L89 223V221L95 216V215H99V214H104V215H115V214H121V215H124V214H128V213H130L131 211H139V212H142V211H144L143 210V207H142V204H141V201H140V197H141V194L139 193V185H138V182L135 180V177L133 176V172H131V170H130V168H129V166L127 165H123V163H122V158H123V153L121 154V149H120V145H119V143H120V140H118L117 141V139H116V141L113 143V144H110L109 142H108V135H111V138L110 139H112V138H114V136H115V134L113 133V132H115V130L113 129L114 127L112 126V124L109 122V124H107L108 126H109V128L107 129V131L106 132H104V133H100L99 131H100V129L102 128V127H100V128H98L99 126H98V124L100 125V126H103L102 124H103V122L105 121L104 120V116H101V115H98V116H86V114H85V117L83 116V117H81V116H70ZM111 118V117H110ZM128 118H130V116L128 117ZM127 118V119H128ZM164 118V117H163ZM203 118V117H202ZM205 118V117H204ZM214 118H215V116H214ZM218 118H219V116H218ZM137 119V118H136ZM154 119V118H153ZM177 119V118H176ZM192 119V118H191ZM207 119V118H206ZM205 119V120H206ZM210 119V118H209ZM235 119V118H234ZM179 120V119H178ZM195 120V119H194ZM216 120H217V117H216ZM231 120V119H230ZM236 120H237V118L235 119V122H236ZM118 121V120H117ZM132 121H133V119H132ZM131 121V123H133ZM140 121V120H139ZM167 121L168 122H170V119H167ZM172 121H173V119H172ZM193 121V120H192ZM220 121V120H219ZM218 121V122H219ZM226 121H227V119H226ZM225 121V122H226ZM35 122V121H34ZM60 122V121H59ZM106 122V121H105ZM104 122V123H105ZM166 122V121H165ZM204 122V121H203ZM217 122V123H218ZM222 122H224V121H222ZM228 122V121H227ZM235 122L233 121V124L231 123H229L230 125H233V126H235L234 124H235ZM3 123V122H2ZM73 123V124H74ZM173 123H175V122H173ZM191 123V122H190ZM189 123V124H190ZM194 123V124H193ZM206 123V122H205ZM209 123H210V121H209ZM221 123V122H220ZM146 124V123H145ZM162 124V123H161ZM207 124V123H206ZM205 124V125H206ZM211 124V123H210ZM241 124V125H240ZM35 125V134H37V136L39 137V138H41V139H43L45 142H43V141H41V142H43L44 144H42L44 147H43V152L42 153H47V151L49 150L50 151V146H49V141H48V139H50V137H51V127L48 125V123L47 122H44V121H36V123L34 124ZM106 124L104 125V126H107ZM116 125V124H115ZM159 126H162V125H160V124H158ZM197 125V124H196ZM208 125V124H207ZM214 125V124H213ZM225 124H222L221 126H219V124H218V126L219 127H222L221 128V130H219V132L221 131L222 133H224V135L226 136V132L228 133V130L229 131H232V130H230V128L228 127L229 125H227L226 124V126H224ZM237 125H236V127H237ZM65 126V125H64ZM163 126H165V125H163ZM170 126V125H169ZM174 126H176V125H174ZM204 126V125H203ZM214 126H216V125H214ZM217 126V127H218ZM239 126H241L240 128H239ZM69 127V126H68ZM117 127V126H116ZM172 127V129H173V126H171ZM170 127V128H171ZM198 127V126H197ZM208 127H210V126H208ZM2 128V127H1ZM70 128V127H69ZM29 129V128H28ZM61 129V128H60ZM106 129V128H105ZM104 129V130H105ZM169 129V128H168ZM216 129H219V128H216ZM232 129V128H231ZM242 130V132L243 131H245V130ZM5 130H7V129H5ZM56 130V129H55ZM59 130V129H58ZM62 130V129H61ZM68 130V129H67ZM209 130V129H208ZM156 131L158 132L159 130H157L156 129ZM161 131V130H160ZM173 131V130H172ZM202 131V130H201ZM204 131V130H203ZM210 131V130H209ZM217 131V130H216ZM247 131H245L244 132V134L245 135H249V134H251V133H248L247 134ZM248 131V132H249ZM5 132V131H4ZM7 132V131H6ZM32 132V131H31ZM62 132V131H61ZM153 132V131H152ZM155 132V131H154ZM170 132V131H169ZM212 132V131H211ZM240 132V131H239ZM1 133H3V131L1 132ZM159 133V132H158ZM166 132H164V134H165ZM172 133V132H171ZM229 133H231V132H229ZM241 133V132H240ZM52 134H53V132H52ZM162 134V133H161ZM204 134H206V133H204ZM218 134V133H217ZM242 134V133H241ZM9 135V134H8ZM64 135V134H63ZM243 135V134H242ZM52 136H54V135H52ZM113 136V137H112ZM161 136V135H160ZM163 136V135H162ZM172 136V135H171ZM210 136H212V135H210ZM251 137H252V135H250ZM254 136H253V138H254ZM55 137H56V135H55ZM144 137V136H143ZM165 137V136H164ZM197 137V138H196ZM216 137V136H215ZM245 138V139H243V138ZM246 137H248V138H250L249 136H246ZM3 138V137H2ZM54 138V137H53ZM59 138H61V136L59 137ZM219 138H220V136H219ZM239 138H240V136H239ZM57 139V138H56ZM155 139H157V138H155ZM216 139H218L217 137H216ZM225 139V138H224ZM0 140H2V139H0ZM5 140V139H4ZM30 140V139H29ZM33 140V139H32ZM35 140V139H34ZM38 140V139H37ZM51 140H52V138H51ZM212 140V139H211ZM249 140H251V139H249ZM7 141V140H6ZM6 141H2L5 145H6V147L8 146L7 144H6ZM36 141V140H35ZM59 142H61V140L59 139ZM9 144V143H8ZM175 144V143H174ZM224 144V143H223ZM258 144H260V149L261 150H259V149H257V148H259V147H257V145ZM41 145V146H42ZM64 145V144H63ZM156 145V144H155ZM158 145H160V144H158ZM225 146H227L226 144H224ZM263 146V148H262V146ZM60 146V145H59ZM62 146V145H61ZM65 146V145H64ZM257 147L256 149L261 153H263V157H262V155L260 156V153H259V155H258V158L257 159H255L254 158V155L252 156L251 154H247V155H251L252 157V159H250V156H249V159L250 160H247V159H245L246 157H244V156H246V155H244V154H242V152H246L247 150H249V151H251L250 153H252V151L253 150H251V149H253L254 147ZM12 147V146H11ZM19 147V146H18ZM231 147V149H229V151L230 150H232L233 148ZM10 148V147H9ZM13 148V147H12ZM16 148H17V146H16ZM59 149H60V147H58ZM130 148V147H129ZM228 148H230L229 146H228ZM235 148H237V149H235ZM153 149V148H152ZM179 149V148H178ZM227 149V148H226ZM240 149V150H239ZM255 149V148H254ZM256 149L254 150V152L256 151ZM10 150H11V148H10ZM21 150V149H20ZM19 150V151H20ZM84 150L85 151H87V154H88V156L89 157H86L87 156V154H86V156L84 155ZM15 151V150H14ZM19 151H18V153H19ZM40 151V150H39ZM38 151V152H39ZM52 151V150H51ZM50 151V154L53 152H51ZM227 151H228V149H227ZM228 151V152H229ZM249 151H247L248 153H249ZM258 151H256V152H258ZM12 152V151H11ZM133 152V151H132ZM157 152V151H156ZM161 152V151H160ZM198 152H200L199 150H198ZM198 152H196V153H198ZM202 152V151H201ZM237 152V151H236ZM255 152V155H256V157H257V154L258 153H256ZM14 153V152H13ZM49 153V152H48ZM164 153V152H163ZM204 153V152H203ZM223 153H226V152H223ZM230 153H234L233 151H230ZM252 154H254V153H252ZM18 155H21V157H22V160H25L26 162H35L36 160H37V158H38V155L37 154H35V153H30V152H21V153H19ZM44 155V154H43ZM47 155V154H46ZM45 155V156H46ZM133 155V154H132ZM163 155V154H162ZM165 155V154H164ZM163 155V157H165ZM198 155V154H197ZM202 154H200V156H201ZM243 155V156H242ZM54 156V155H53ZM199 156V155H198ZM215 156V155H214ZM221 156H222V154H221ZM14 157H16V156H14ZM42 154H39V159H41L42 160ZM129 157V156H128ZM153 157H154V155H153ZM159 157V156H158ZM201 157V158H202ZM208 157H210V156H208ZM260 157H262V158H260ZM199 158V157H198ZM202 158V159H203ZM219 158V159H218ZM235 158V157H234ZM165 160H168V159H166V158H164ZM237 159V158H236ZM235 159V160H236ZM263 159V160H262ZM159 160H161V159H159ZM227 160V159H226ZM168 161V162H169ZM52 162V161H51ZM198 163H199V160L197 161ZM203 161L201 160V162L199 163V164H201ZM207 162V161H206ZM205 162V163H206ZM198 163H196V165L198 164ZM205 163L203 162L202 164H204L205 165ZM229 163H231V162H229ZM14 164H16V163H14ZM40 164H41V162H40ZM43 164V163H42ZM50 164V163H49ZM52 164V163H51ZM202 164L200 165L201 167H202ZM228 164V163H227ZM28 165V164H27ZM26 165V166H27ZM194 165V164H193ZM203 165V166H204ZM231 165V164H230ZM33 166V165H32ZM35 166V165H34ZM63 166H64V164H63ZM66 166V165H65ZM232 166V165H231ZM23 167V166H22ZM41 168H43V167H41ZM40 168V169H41ZM46 169V168H45ZM44 169V170H45ZM156 169V168H155ZM167 169V168H166ZM43 170V169H42ZM41 170V171H42ZM50 170H52V169H50ZM157 170V169H156ZM195 170V169H194ZM196 170H197V168H196ZM20 171V170H19ZM19 171H17V173L19 172ZM30 171V170H29ZM45 171H47V170H45ZM230 171V172H229ZM60 172V171H59ZM201 172H202V170H201ZM28 173V172H27ZM27 173H26V175H27ZM135 174H137L136 172H134ZM143 173H144V171H143ZM170 172H168V174H169ZM32 174V173H31ZM30 173H29V175H31ZM51 174H52V172H51ZM197 174H200V173H197ZM25 175V176H26ZM144 175V174H143ZM146 175V174H145ZM24 176V175H23ZM55 176H56V174H55ZM54 176V177H55ZM137 176V175H136ZM139 176V175H138ZM205 176V175H204ZM21 177V176H20ZM26 177H28V176H26ZM25 177V178H26ZM31 177V176H30ZM166 177V176H165ZM47 178H48V176H47ZM56 178V177H55ZM235 178H240V180H241V182H240V185H236L235 184ZM149 179V178H148ZM167 179H170V178H167ZM32 180V179H31ZM31 180H30V182H31ZM33 180H34V182H35V184L37 185V187L39 188V191L42 189V187H43V183H44V181H45V176L44 175H41V174H39V175H34L33 176ZM32 180V181H33ZM159 180V179H158ZM260 180V179H259ZM264 180V179H263ZM56 181V180H55ZM54 181V182H55ZM60 181V180H59ZM58 181V182H59ZM151 181V180H150ZM168 181H170V180H168ZM235 181V182H234ZM261 181V180H260ZM255 182V183H254ZM259 182V181H258ZM23 183V182H22ZM26 183V182H25ZM48 183V182H47ZM153 183V182H152ZM173 183H175V182H173ZM242 183V184H241ZM34 184V183H33ZM56 184H57V181H56ZM59 184H60V182H59ZM148 184V183H147ZM151 184V183H150ZM167 184V183H166ZM256 184V185H255ZM142 185V184H141ZM149 185V184H148ZM168 185V184H167ZM35 186V185H34ZM171 186V185H170ZM167 187V186H166ZM172 187H174V185H172ZM170 188V187H169ZM29 189H31V188H29ZM168 189V188H167ZM173 190V189H172ZM221 190H223L222 191V193H226L227 195H229V196H231L232 198H230V200H231V202L228 204V205H226L225 203L224 204H222L223 203V201L221 200L222 198H221V195H223L222 193H221V195H220V192H221ZM141 191H143V190H141ZM168 191V190H167ZM262 192H264V191H262ZM175 193V192H174ZM258 193V194H257ZM4 194V193H3ZM3 194H1V197H2V195ZM139 194H140V197H139ZM259 196V194H260V198L262 197L263 198V201L262 202H260V205H255V204H253V202H252V199L256 196V197H258L257 195ZM8 196V195H7ZM143 196V195H142ZM171 196V195H170ZM178 196V195H177ZM259 198V200L261 201V199ZM35 199V198H34ZM174 199V200H175ZM33 200V199H32ZM141 200H143V198L141 197ZM193 200H195V203H194V201ZM152 201V200H151ZM168 201V200H167ZM221 201H222V203H221ZM225 201V200H224ZM257 202V201H256ZM255 202V203H256ZM142 203H144V202H142ZM146 204V203H145ZM4 205H5V203H4ZM8 205V204H7ZM25 205V204H24ZM57 205H59V204H57ZM153 205V204H152ZM156 205V204H155ZM1 206V205H0ZM2 207V206H1ZM13 207V206H12ZM45 207V206H44ZM158 207V206H157ZM8 209V208H7ZM10 209V208H9ZM8 209V210H9ZM13 209V208H12ZM17 209V208H16ZM29 209V208H28ZM36 209V208H35ZM155 209V208H154ZM158 209V208H157ZM161 209V208H160ZM27 210V209H26ZM12 211V210H11ZM163 211V210H162ZM10 212V211H9ZM40 212V211H39ZM37 213V212H36ZM56 213V212H55ZM61 213H65V215H67V216H65V217H62L61 216ZM145 213H146V211H145ZM171 213V212H170ZM26 214H27V212H26ZM132 214H134V213H132ZM147 214V213H146ZM145 214V215H146ZM178 214V215H179ZM18 215H20V214H18ZM17 215V216H18ZM42 215V214H41ZM40 215V216H41ZM47 215V214H46ZM254 215H257V216H254ZM260 215V216H259ZM21 216V215H20ZM54 216V215H53ZM56 216H57V214H56ZM101 216H103V215H101ZM148 216V215H147ZM262 216V217H261ZM13 217H15V216H13ZM140 217H145L144 215L143 216H140ZM262 219H261V218ZM44 218V217H43ZM14 219V218H13ZM145 219H148V218H145ZM144 219V220H145ZM202 219V220H203ZM16 220V219H15ZM143 220V219H142ZM39 221V220H38ZM24 222V221H23ZM144 222V221H143ZM153 222H154V220H153ZM168 222V221H167ZM38 223V222H37ZM158 223V222H157ZM226 223V224H225ZM27 224V223H26ZM109 224V223H108ZM123 224H125V223H123ZM134 224H135V222H134ZM137 224V223H136ZM148 224H152V225H154V224H156L155 222H154V224L153 223H148ZM158 224H160V223H158ZM158 224H156V226H159L160 227V225H158ZM218 224H219V226H218ZM30 225V224H29ZM115 225V224H114ZM117 225H119V224H116L115 225V227L117 226ZM126 225H128V224H126ZM131 225V224H130ZM145 225V224H144ZM173 225V224H172ZM228 225V226H229ZM28 226V225H27ZM146 226H147V224H146ZM227 226V225H226ZM225 226V227H226ZM24 227H26V226H24ZM87 227V226H86ZM85 227V228H86ZM114 227V228H115ZM120 227V226H119ZM126 227V226H125ZM124 227V228H125ZM139 227H141V226H139ZM162 227V226H161ZM202 227V228H203ZM10 228V227H9ZM18 228V227H17ZM39 228V227H38ZM84 228V227H83ZM82 228V229H83ZM84 228V229H85ZM132 228H133V226H132ZM7 229V228H6ZM22 229H23V227H22ZM29 229H32V228H29ZM29 229H28V231H29ZM129 229V228H128ZM127 229V227H126V229H123L122 230V232H124V235H125V232L128 230ZM154 228H152V230H153ZM197 229H199V228H197ZM205 229V230H206ZM214 229V228H213ZM245 231H244V230ZM14 230V229H13ZM19 230V229H18ZM88 231H90V229H87ZM101 230V229H100ZM99 230V231H100ZM116 230V229H115ZM119 230V229H118ZM121 230V229H120ZM125 230V231H124ZM132 230H135L134 228L132 229ZM159 230V229H158ZM201 230H203V229H201ZM24 232L25 231H27V230H23ZM33 231H34V229H33ZM92 231V230H91ZM98 231V232H99ZM154 232H158L157 230H153ZM160 231V233H162L161 231L162 230H159ZM168 230H166L165 232H167ZM34 232H36V231H34ZM114 232V231H113ZM120 232V231H119ZM168 232H170V231H168ZM168 232H167V234H168ZM26 233V232H25ZM29 233V234H28ZM100 233V232H99ZM102 233H104V231L102 232ZM117 233H118V231H117ZM121 233V232H120ZM127 233H128V231H127ZM159 233V232H158ZM27 234H28V236L31 234V232H27ZM36 234H38V233H36ZM123 234V233H122ZM121 234V235H122ZM131 234V233H130ZM138 234V233H137ZM173 235V233H171L170 232V235ZM178 234H180V233H178ZM241 234H243V233H241ZM240 234V235H241ZM113 235H115V234H113ZM156 235V234H155ZM154 235V236H155ZM163 235H165L164 233H163ZM171 235V236H172ZM30 236H32V234L30 235ZM33 236H34V234H33ZM39 236V235H38ZM94 236V235H93ZM96 236V235H95ZM117 236H119V234L117 235ZM123 236V235H122ZM152 236H153V234H152ZM152 236L150 237V235L149 236H147L146 235V232L145 233H143V234H141V236L139 237V239H133L132 237H127V235H126V238H116V239H113V237H112V239L113 240H108V239H104V238H99L98 236L97 237H94L93 238V240H92V243L90 244V246H91V248H92V251L91 252H89V253H91V254H89L90 256H91V258L94 260V261H96V262H100V263H106V262H108L109 263V261H111L112 259H114V258H117L118 260H136L135 259V257L137 256L138 257V254H140V259L139 260H141V259H143V258H141V254H147L149 251H151L152 249H154L155 248V242L157 241L156 239H155V237L153 236V238H152ZM165 236H167V235H165ZM20 237V236H19ZM91 237V236H90ZM115 237V236H114ZM173 237V236H172ZM177 237V236H176ZM10 238H12V237H10ZM21 238V237H20ZM46 238V237H45ZM141 238H143V240L144 241H140V239ZM2 239V238H1ZM18 239V238H17ZM23 239H24V237H23ZM32 239V238H31ZM37 239H39V238H37ZM37 239H35V240H37ZM92 239V238H91ZM158 240H159V242H160V240L161 239H159V238H157ZM179 239V238H178ZM252 239V238H251ZM255 239V238H254ZM253 239V240H254ZM6 240V239H5ZM24 240H26V241H28V239H24ZM179 240H181V239H179ZM259 240H257V242L259 241ZM43 241V240H42ZM44 241H45V239H44ZM43 241V242H44ZM49 241V240H48ZM51 241V240H50ZM183 241V240H182ZM251 241V240H250ZM256 241V240H255ZM255 241H252V242H255ZM5 242V241H4ZM29 242V241H28ZM40 243H41V241H39ZM47 242V241H46ZM84 242V241H83ZM82 242V243H83ZM161 242H163V240L161 241ZM260 242V241H259ZM30 243V242H29ZM81 243V242H80ZM164 243V242H163ZM176 243H178V240H176ZM256 243V242H255ZM1 244V243H0ZM42 244V243H41ZM86 244H88V243H86ZM253 244V243H252ZM6 245H7V243H6ZM23 245V244H22ZM43 245H45L44 243H43ZM82 245V244H81ZM140 245V246H139ZM171 245V244H170ZM170 245H164L165 247H170ZM56 246V245H55ZM72 246V245H71ZM3 247V246H2ZM27 247V246H26ZM61 247H64V246H61ZM60 247V248H61ZM68 246H66L65 248H67ZM83 247H85V248H87L86 246H83ZM173 247V246H172ZM179 247V246H178ZM182 247V246H181ZM241 247V246H240ZM246 247V246H245ZM259 247V246H258ZM70 248V247H69ZM75 248V247H74ZM79 248H81V246L80 247H77L76 248V250H79ZM90 248V247H89ZM171 248V247H170ZM225 248V247H224ZM227 248V247H226ZM226 248L225 249H221L220 248V250L219 249H217L216 248V250H219L217 253L218 254H222V253H224V254H227L226 252ZM242 248V247H241ZM248 248V247H247ZM262 248V247H261ZM27 249H28V247H27ZM26 249V250H27ZM50 249V248H49ZM73 249V248H72ZM240 249V248H239ZM249 250H251L250 249V247L248 248ZM253 249V248H252ZM256 249V248H255ZM264 249V248H263ZM263 249H262V252H263ZM2 250V249H1ZM21 250V249H20ZM20 250H18V251H20ZM26 250H23V252L25 251L26 252ZM50 250H52V249H50ZM57 250V249H56ZM61 250V249H60ZM71 250V249H70ZM87 250V249H86ZM86 250H83V251H86ZM163 250H165L164 248L162 249V251ZM171 250V249H170ZM174 250H175V248H174ZM176 250L178 251V250H180L179 252H181V253H183V249H177L176 248ZM210 250H212V249H210ZM231 250V249H230ZM233 250H236L235 248H233ZM248 250V251H249ZM258 250H260V249H258ZM258 250H257V252H258ZM62 251V250H61ZM72 251V250H71ZM155 251V250H154ZM165 251H168V250H165ZM237 251H239L238 249H237ZM248 251H245V250H243L242 252H240L241 254L239 255V253H238V255L240 256V258L241 259H249L250 261H252V262H254V263H256L257 264V262H260V260H261V256L262 255H260V252L259 253H255L254 252V250H251L253 253H250V252H248ZM21 252V251H20ZM23 252H21V253H23ZM29 252V251H28ZM41 252H42V250H41ZM40 252V253H41ZM45 252H46V250H45ZM48 252V251H47ZM60 252V251H59ZM87 252V251H86ZM173 252V253H172ZM176 252V251H175ZM261 252V253H262ZM49 253V252H48ZM54 253V252H53ZM58 253V252H57ZM73 253V252H72ZM77 253H80V252H76V254ZM83 253H85V252H83ZM164 253V252H163ZM181 253H180V255H181ZM185 253V252H184ZM197 253H198V251H197ZM197 253H193V254H197ZM230 253V252H229ZM228 253V254H229ZM235 253H236V251H235ZM264 253V252H263ZM262 253V254H263ZM13 254V253H12ZM15 254H17V253H15ZM33 255H34V253H32ZM31 254V255H32ZM38 254V253H37ZM37 254H35V255H37ZM60 254V253H59ZM58 254V255H59ZM76 254H73L72 256H74V255H76ZM171 254H173L172 256H171ZM177 254V253H176ZM227 254V255H228ZM231 254V253H230ZM229 254V255H230ZM19 255V254H18ZM30 255V254H29ZM38 255H40V254H38ZM37 255V257H39ZM43 255V254H42ZM41 255V256H42ZM47 255V254H46ZM46 255H44V258L46 259ZM62 255H63V257H64V252L62 253ZM78 256H76V260L77 261H79L78 259H77V257H81V256H79V255H82V254H77ZM88 257H90L88 254H86ZM164 255H165V253H164ZM179 255V256H180ZM202 255V254H201ZM223 255V254H222ZM233 255H237V253L236 254H232V256ZM13 256H16V255H14L13 254ZM49 256H51V255H49ZM83 256H85V255H83ZM148 256V255H147ZM154 256H160V257H162V253L160 254V253H158V254H156V255H154ZM178 256V258H180L182 261H183V257H179ZM184 256V255H183ZM199 256V255H198ZM198 256H194V257H196L197 259L196 260H199L200 261V259H198ZM21 257V256H20ZM20 257H19V260L18 261H20L21 259H20ZM33 258H34V256H32ZM55 257H56V255H55ZM71 259H72V257L71 256H69ZM144 257V256H143ZM165 257H166V259L168 258V259H170V257L172 258V257H175V253H174V251H173V249L171 250V252L166 256L165 255ZM205 257V256H204ZM24 258H25V256H24ZM24 258H22V260L24 259ZM48 258V257H47ZM51 258H53V259H51V261L53 262V260H54V257H51ZM67 257H65V259H66ZM83 258V257H82ZM86 258V257H85ZM90 258V259H91ZM145 258V257H144ZM157 258V257H156ZM177 258V257H176ZM236 258H238V256L236 257ZM239 258V259H240ZM1 259V258H0ZM41 259H43V258H41ZM89 259V258H88ZM116 259V260H117ZM164 259V258H163ZM185 259V258H184ZM25 260V259H24ZM64 260V259H63ZM83 260V259H82ZM115 259H114V261H116ZM144 260V259H143ZM142 260V261H143ZM154 260V259H153ZM205 260V259H204ZM47 261H48V259H47ZM75 261V260H74ZM77 261H75V264H76V262ZM81 261V260H80ZM78 262V263H81V262ZM193 261H195V260H193ZM198 261V262H199ZM211 261V260H210ZM243 261H245V260H243ZM262 261V260H261ZM46 262V261H45ZM45 262H42L43 264L45 263ZM50 262V261H49ZM66 262V261H65ZM140 262V261H139ZM139 262H138V264H139ZM170 262V261H169ZM207 262V261H206ZM249 262V261H248ZM7 263H10V261L9 262H7ZM6 263V264H7ZM36 264V262H35V260L34 259H29L25 264ZM38 263V262H37ZM42 263H39V264H42ZM54 263V262H53ZM77 263V264H78ZM85 263L86 264H88L86 261H85ZM92 263V262H91ZM107 263V264H108ZM114 263V262H113ZM121 263V262H120ZM124 263V262H123ZM130 263V262H129ZM135 263V262H134ZM145 263H146V261H145ZM171 263V262H170ZM246 263H247V261H246ZM45 264H48V262L47 263H45ZM50 264V263H49ZM52 264V263H51ZM63 264V263H62ZM81 264H83V262L81 263ZM99 264V263H98ZM125 264V263H124ZM126 264H128V263H126ZM136 264V263H135ZM140 264H142V262L140 263ZM151 264V263H150ZM172 264V263H171ZM199 264V263H198ZM204 264V263H203ZM209 264V263H208ZM260 264H263V263H260Z\"/></svg>",
	"mask_w": 264,
	"mask_h": 264
}]
</instances>
